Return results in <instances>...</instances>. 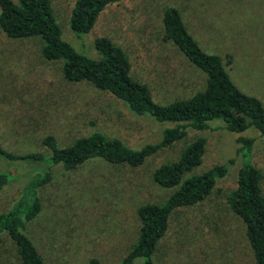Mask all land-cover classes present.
Listing matches in <instances>:
<instances>
[{"label":"rangeland","instance_id":"rangeland-1","mask_svg":"<svg viewBox=\"0 0 264 264\" xmlns=\"http://www.w3.org/2000/svg\"><path fill=\"white\" fill-rule=\"evenodd\" d=\"M71 3L50 0L61 37L93 55L92 38L105 34L125 51L132 75L147 85L155 102L187 97L204 82L203 72L162 37L160 11L170 5L178 9L199 48L220 56L233 84L264 106V0H120L105 9L83 42L67 25ZM39 46L37 37L9 39L0 32V145L5 150L47 153L43 136L52 135L61 147L93 130L137 149L156 142L162 128L171 126L132 114L118 99L85 81H65L60 61L44 59ZM220 121H210L199 131L188 128L182 141L157 149L135 167L100 159L72 170L54 167L53 180L39 188L40 210L25 229L43 264H87L90 257L100 264L120 260L136 238V207L160 202L170 192L152 180L153 168L174 160L196 135L205 137L196 171L224 163L227 174L203 201L171 214L155 244L153 262L254 264L244 226L224 203L239 157L235 134L224 130ZM243 134L254 138L250 159L262 176L264 196V136L253 127ZM29 168L26 163L0 161V171L12 176L0 190V212L18 197ZM0 264H20L7 237L0 243ZM130 264H141V259Z\"/></svg>","mask_w":264,"mask_h":264},{"label":"trees","instance_id":"trees-1","mask_svg":"<svg viewBox=\"0 0 264 264\" xmlns=\"http://www.w3.org/2000/svg\"><path fill=\"white\" fill-rule=\"evenodd\" d=\"M119 2L72 0L67 25L76 37L86 36L105 9ZM159 22L163 39L170 41L204 76L201 89L164 104L152 99L147 85L132 75L125 51L105 34L98 33L92 38L90 45L94 54L86 55L61 37L50 0H0V32L9 39L37 37L41 56L46 60L60 61L59 69L65 81H85L118 99L134 115L171 123V126L162 128L156 142L137 149L98 130L76 137L61 147L57 146L52 135H45L41 144L48 149L47 153L16 154L0 145V161L30 165L18 197L7 210L0 212V243L3 237L13 243L20 264H43L25 229L40 210L39 188L53 180L54 167L72 170L91 159L135 167L157 149L182 141L188 128L203 130L216 119L221 120L224 130L235 134L239 157L234 184L224 195V203L244 226V236L254 264H264L262 176L250 159L254 138L243 134L248 127H253L264 136V106L259 99L240 91L233 84L220 56L199 48L186 30L176 7L168 5L161 8ZM85 36L79 41L83 42ZM204 145L205 137L196 135L181 146L174 160L159 163L153 168L152 180L161 187L170 188V192L160 202H145L136 207V238L114 264H130L136 258L141 259V264H154L155 244L165 232L171 214L176 209L203 201L217 180L226 176L224 163L196 171L202 161ZM11 178L8 171H0V190ZM87 264L100 263L90 257Z\"/></svg>","mask_w":264,"mask_h":264}]
</instances>
